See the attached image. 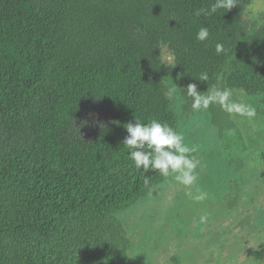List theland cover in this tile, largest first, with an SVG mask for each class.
Masks as SVG:
<instances>
[{
	"label": "trees",
	"instance_id": "16d2710c",
	"mask_svg": "<svg viewBox=\"0 0 264 264\" xmlns=\"http://www.w3.org/2000/svg\"><path fill=\"white\" fill-rule=\"evenodd\" d=\"M250 1L196 16L214 0H0V264H127L131 240L114 212L165 178L135 168L126 126L180 125L161 47L185 99L230 59L223 83L264 105V20L240 27Z\"/></svg>",
	"mask_w": 264,
	"mask_h": 264
},
{
	"label": "rangeland",
	"instance_id": "374dc122",
	"mask_svg": "<svg viewBox=\"0 0 264 264\" xmlns=\"http://www.w3.org/2000/svg\"><path fill=\"white\" fill-rule=\"evenodd\" d=\"M255 12L264 14V0L244 5L241 33L264 20L262 16L253 24ZM160 58L168 68L167 91L177 85L179 75L174 65L167 64L174 63V57L165 45ZM229 63L230 59L204 95L213 87L228 88L231 100L255 108V117L230 115L218 104L195 111L192 100L177 90L171 100L180 118L178 132L185 144L196 149L191 155L200 161L197 180L188 188L165 178L134 204L114 212L131 240L127 264H264V159L259 157L264 152L263 99L223 83ZM90 115L92 127H97L102 121L100 110L94 108ZM91 130L87 128V133ZM197 190L207 193V198L196 201L185 194L191 191L195 196ZM245 215L250 221L241 223Z\"/></svg>",
	"mask_w": 264,
	"mask_h": 264
},
{
	"label": "clouds",
	"instance_id": "9594fccd",
	"mask_svg": "<svg viewBox=\"0 0 264 264\" xmlns=\"http://www.w3.org/2000/svg\"><path fill=\"white\" fill-rule=\"evenodd\" d=\"M239 4L237 0H214L208 8L197 9L194 15H212L219 9L225 11L232 9ZM264 14L255 12L252 14V23L255 24ZM209 37L207 27H201L196 33V39L205 41ZM216 52L224 51L221 43L216 44ZM171 61V57H169ZM175 65L174 63H167ZM200 81H207L206 72H201L197 77ZM178 87L175 83L166 92L169 98L177 94ZM187 96L192 98L191 108L195 111L207 110L211 104H218L227 113L236 114L248 118L255 117L254 107L231 100L232 92L228 88L218 89L213 87L207 95L198 91L196 83H189L186 87ZM127 135L123 140V145L133 161L136 169L144 173L155 171L161 177H172L178 183L190 188L197 180L196 169L200 163L194 155L195 147H189L184 143V136L177 132L167 123H162L152 119L143 123L136 119L135 123H128L126 126ZM145 176L144 183L148 184ZM198 194L193 196L191 191L185 194L196 201H203L207 198V193L197 190ZM264 241V240H261ZM260 241V242H261Z\"/></svg>",
	"mask_w": 264,
	"mask_h": 264
}]
</instances>
